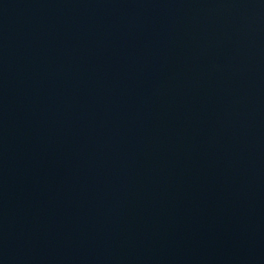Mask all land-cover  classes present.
Instances as JSON below:
<instances>
[{
  "label": "water",
  "instance_id": "obj_1",
  "mask_svg": "<svg viewBox=\"0 0 264 264\" xmlns=\"http://www.w3.org/2000/svg\"><path fill=\"white\" fill-rule=\"evenodd\" d=\"M0 264H264V0H0Z\"/></svg>",
  "mask_w": 264,
  "mask_h": 264
}]
</instances>
